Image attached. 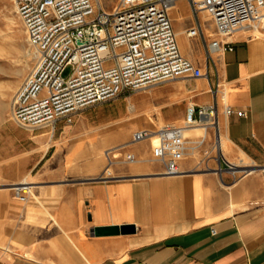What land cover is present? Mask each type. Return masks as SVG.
Listing matches in <instances>:
<instances>
[{
	"label": "crops",
	"instance_id": "obj_1",
	"mask_svg": "<svg viewBox=\"0 0 264 264\" xmlns=\"http://www.w3.org/2000/svg\"><path fill=\"white\" fill-rule=\"evenodd\" d=\"M182 3L185 12L178 11ZM171 14L183 54L205 75L166 82L147 108L159 111L156 124L182 125L191 105L217 102L224 155L216 129L197 127L185 135L179 174H165L149 158L118 167L123 175L74 184L62 179L80 162L79 169L95 167L88 152L77 157L99 136L76 127L54 144L44 137L43 154L26 157L42 170L8 177L35 183L33 199L21 205L10 189H0V264H264V172L257 168L264 165V37L237 31L233 49L214 53L213 63L205 42L187 36L196 24L190 1L178 0ZM201 21L218 38L210 19L201 14ZM217 82L222 91L215 95ZM225 103L246 116L226 114ZM150 146L132 148L150 157Z\"/></svg>",
	"mask_w": 264,
	"mask_h": 264
},
{
	"label": "built area",
	"instance_id": "obj_2",
	"mask_svg": "<svg viewBox=\"0 0 264 264\" xmlns=\"http://www.w3.org/2000/svg\"><path fill=\"white\" fill-rule=\"evenodd\" d=\"M177 1L15 0L38 60L15 96L13 119L22 127L37 129L62 118L70 120L74 113L122 94L204 76L203 68L181 50L171 14ZM189 1L196 24L187 28V36L205 42L213 63L214 53L233 49L231 38L237 31L264 37V0ZM205 13L218 38L203 25ZM69 65L73 71L65 76ZM218 91H222L219 82L215 95ZM224 108L226 114L246 116L245 110L236 111L228 103ZM194 125L216 129V147L224 155L217 102L191 105L182 125L135 129L130 141L108 151L109 167L100 179L115 177L108 169L118 162L136 163L141 157L132 147L144 141L151 144V160L161 164L165 174H179L189 148L185 128ZM257 168L264 172V165ZM15 190L23 201L30 193Z\"/></svg>",
	"mask_w": 264,
	"mask_h": 264
},
{
	"label": "rangeland",
	"instance_id": "obj_3",
	"mask_svg": "<svg viewBox=\"0 0 264 264\" xmlns=\"http://www.w3.org/2000/svg\"><path fill=\"white\" fill-rule=\"evenodd\" d=\"M185 10L186 6L182 3L178 11L185 12ZM204 15L210 18L206 13ZM37 60L35 49L28 41L24 23L17 12L15 0H0V189H10L9 191L17 196L21 205L31 201L33 194L28 193L25 201L20 200L14 187L24 178L12 182L8 177L23 173L30 175L31 172L37 174L42 170L41 165L35 168L34 161H28L26 157L31 155L37 159L43 154L40 151L44 137L50 136L52 139L50 144H54L66 129L76 127L99 136L100 141L91 142L77 157V160H81L88 152V155L96 160L95 167L90 170L79 169L80 162L65 179H62L65 182L80 184L100 179L109 167L108 151L130 141L132 132L136 129L134 127L129 130L131 125L136 122H147L151 123L152 129H157L166 124L164 121L156 124L159 111L155 108L153 111L147 108L148 101L161 97L165 89L163 86L165 83H161L96 103L74 113L70 120L62 118L54 125L39 129L22 127L12 117L14 100L24 81L36 68ZM72 71L73 65H69L65 76L70 75ZM122 127H126L124 134L120 132ZM103 143H110L112 146L95 153L92 146L96 147ZM52 154L53 150L47 153L46 162L51 159ZM149 158L152 159V154L150 157L142 155L139 162L146 163ZM124 165L127 164L118 162L109 169H112L113 175H119L118 167ZM46 183L49 181H42L40 184Z\"/></svg>",
	"mask_w": 264,
	"mask_h": 264
},
{
	"label": "bare ground",
	"instance_id": "obj_4",
	"mask_svg": "<svg viewBox=\"0 0 264 264\" xmlns=\"http://www.w3.org/2000/svg\"><path fill=\"white\" fill-rule=\"evenodd\" d=\"M37 57V56H36ZM197 127H199V128H201V129H203L204 131H206V129H205V127L204 126H202V125H194V126H190V127H187V128H185V135H186V133L188 132V131H190L191 129H193V128H197ZM154 144H156L157 143V137H155L154 139ZM188 143V142H187ZM118 155H120L119 153L117 154V156ZM140 161V158L138 159V161L137 162H139ZM18 186H15L14 187V189H19V188H22V189H29V191H30V193L32 192V188H33V184L31 183V182H29V181H22L21 183H18L17 184Z\"/></svg>",
	"mask_w": 264,
	"mask_h": 264
}]
</instances>
